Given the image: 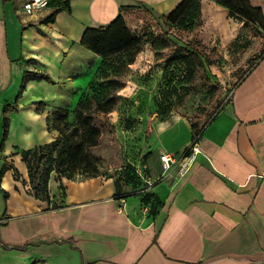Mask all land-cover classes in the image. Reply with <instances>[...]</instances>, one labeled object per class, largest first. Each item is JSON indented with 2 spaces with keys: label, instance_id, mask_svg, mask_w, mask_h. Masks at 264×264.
<instances>
[{
  "label": "crops",
  "instance_id": "obj_1",
  "mask_svg": "<svg viewBox=\"0 0 264 264\" xmlns=\"http://www.w3.org/2000/svg\"><path fill=\"white\" fill-rule=\"evenodd\" d=\"M25 1L0 0V123L13 115L8 108L26 72L46 73L55 85H76L80 75L90 83L101 57L81 45L88 28L108 25L121 6L170 10L181 0H69L71 11L59 12L54 22H45L52 8L28 15ZM84 90L77 88V103ZM54 94L51 102L41 96L32 100L35 108L26 115L39 121L45 139L24 149L12 146L6 158L21 178L10 169L0 180V190L8 193L5 199L0 191V257L6 254L14 264L69 259L74 264H264V56L201 131L193 165L183 177L157 181L163 175L162 153L193 147L191 124L178 118L155 132L150 146L157 150L149 151L145 173L146 183H152L145 191L154 196L146 204L138 192L116 195L115 179L108 175L54 178L49 203L27 192L28 168L20 152L54 140L47 114L72 106L64 90ZM39 104L44 110H37ZM31 249L43 251L30 256Z\"/></svg>",
  "mask_w": 264,
  "mask_h": 264
},
{
  "label": "rangeland",
  "instance_id": "obj_2",
  "mask_svg": "<svg viewBox=\"0 0 264 264\" xmlns=\"http://www.w3.org/2000/svg\"><path fill=\"white\" fill-rule=\"evenodd\" d=\"M182 1L170 10L129 6L123 15L128 28L139 38L138 46L102 65L95 63L90 83L80 75L76 85L49 83L52 86L48 88L46 82L30 81L28 89H22L19 84L16 101L8 108L13 115L5 121L6 136L5 122L0 123L1 167L14 146L24 149L26 143L45 139L39 135V121L26 116L29 107L35 108L32 100H42L36 99L38 96L51 102L55 90L60 89L73 99L71 108L47 114V128L54 140L78 128L75 106L80 95L77 88L82 87L83 98L96 97L90 113L101 135L91 151L100 175L114 178L124 192L146 189L149 151L157 150L155 145L150 146L155 132L178 118L186 119L195 132L199 131L225 108L235 86L264 54V29L230 8L231 2L238 4L239 0H197L199 9L186 21H167ZM243 1L259 8L264 16V0ZM23 96L28 100H23ZM102 97L112 102L111 110L98 104V100L105 101ZM37 106V110H44L42 104ZM68 126L71 129L66 131ZM56 177L53 173L49 185ZM72 179L83 177L73 175ZM28 189L34 192L31 186ZM3 215L2 207L0 216ZM42 251L31 249L30 256ZM5 255L0 257V264H14ZM66 264L74 262L69 259Z\"/></svg>",
  "mask_w": 264,
  "mask_h": 264
},
{
  "label": "trees",
  "instance_id": "obj_3",
  "mask_svg": "<svg viewBox=\"0 0 264 264\" xmlns=\"http://www.w3.org/2000/svg\"><path fill=\"white\" fill-rule=\"evenodd\" d=\"M48 7L52 8L53 11L45 19V22H54L57 14L61 11H71L69 0H49ZM142 7L146 6L142 5ZM128 8V5L121 6L118 17L111 23L104 26L88 28L83 35L81 45L99 55L101 57V65L111 57L135 49L139 44V38L128 28L124 19L123 14ZM230 8L232 12H235L252 22L258 23L264 29V16L259 8H253L243 0H239L238 4L231 2ZM198 9L199 5L197 0H183L166 19L172 23L184 22ZM263 56L264 54L260 58ZM42 80L47 81L48 83H54L52 78L46 73L26 72L23 77L21 88L25 89V86L29 81ZM94 98H96L95 95L83 98L82 94L77 103L75 107V117L78 128L50 143L36 146L33 149L22 150L20 152L22 160L26 163L28 168V181L24 182V185L27 187L31 186L34 190V192H31L27 188V192L30 195L49 203L51 201L49 182L53 173L57 175L55 179L58 181H61L62 178L72 179L73 175H81L83 179L93 178L100 175L99 168L96 165L97 159L91 151L93 147L99 144V138L101 135L100 127L93 123L92 113H90L93 107L92 99ZM102 98H104L103 100L105 101L98 100V104H101L108 111L111 110L112 102L106 100L105 97ZM214 118L215 117H213L212 120ZM206 125L196 132L192 127L194 130V142H197L201 131ZM7 126L8 124L5 122L4 136L7 134ZM70 129L71 128L68 126L66 131H69ZM2 147H4V142ZM10 169H14L15 179L20 180L21 175L17 168L7 163V161L2 166L0 180L4 173ZM115 183L117 187L116 195L123 196L124 194L129 193L121 191L118 182L115 181ZM0 191L4 193L6 199L8 193L3 190ZM136 192L143 196V204H146V201L151 200L154 196L147 193L145 189ZM152 212L153 215L157 212L156 201L152 204Z\"/></svg>",
  "mask_w": 264,
  "mask_h": 264
},
{
  "label": "built area",
  "instance_id": "obj_4",
  "mask_svg": "<svg viewBox=\"0 0 264 264\" xmlns=\"http://www.w3.org/2000/svg\"><path fill=\"white\" fill-rule=\"evenodd\" d=\"M48 5L49 0H26L23 8L28 15H32L47 8ZM196 153V142H194L193 147H190L181 154L162 153L160 159L163 166V175L157 181L183 177L191 169ZM148 185L151 186L152 183H148Z\"/></svg>",
  "mask_w": 264,
  "mask_h": 264
},
{
  "label": "water",
  "instance_id": "obj_5",
  "mask_svg": "<svg viewBox=\"0 0 264 264\" xmlns=\"http://www.w3.org/2000/svg\"><path fill=\"white\" fill-rule=\"evenodd\" d=\"M1 247H2L3 249H5V248H6V247H5V246H3V245H2ZM13 248H15V249H18V248H16V247H13Z\"/></svg>",
  "mask_w": 264,
  "mask_h": 264
}]
</instances>
